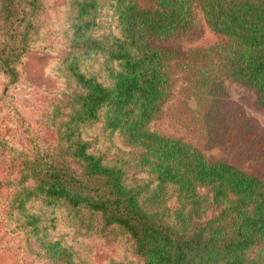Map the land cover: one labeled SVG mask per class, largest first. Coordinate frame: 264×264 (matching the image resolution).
<instances>
[{
    "label": "trees",
    "instance_id": "trees-1",
    "mask_svg": "<svg viewBox=\"0 0 264 264\" xmlns=\"http://www.w3.org/2000/svg\"><path fill=\"white\" fill-rule=\"evenodd\" d=\"M46 2L0 0L8 88L29 51L57 52L42 133L23 149L0 120L10 163L0 220L25 254L96 264L102 247L105 264H264V180L156 127L176 96L205 129L212 115L233 118L226 79L264 108V0H67L59 48ZM200 15L224 40L184 49Z\"/></svg>",
    "mask_w": 264,
    "mask_h": 264
},
{
    "label": "rangeland",
    "instance_id": "rangeland-1",
    "mask_svg": "<svg viewBox=\"0 0 264 264\" xmlns=\"http://www.w3.org/2000/svg\"><path fill=\"white\" fill-rule=\"evenodd\" d=\"M67 0H47L45 16L55 25L53 39L55 47L61 46L60 35L65 28L62 23ZM224 39L212 31L200 15L198 30L179 44L189 47H207ZM57 58L55 48H34L25 57L21 70L23 80L15 88H8L0 75V120L4 127L15 134V140L23 149L29 147L32 135L42 132L36 126L39 113L48 106L49 98L58 90L54 76V60ZM226 107L232 104L234 117L221 120L209 119L210 125L205 129L201 122L186 115V110L177 107V96L165 107L156 127L164 133L181 137L186 142L200 147L208 159L221 160L264 180V108L256 104L253 89L232 80L222 82ZM9 102L12 107L7 105ZM230 102V103H229ZM193 109V102H189ZM15 110L30 124L29 131L15 121ZM197 115V114H196ZM17 116V115H16ZM236 121V122H235ZM193 128V130H191ZM9 157L0 151V202L9 194L8 180ZM3 206L0 204V213ZM1 216V214H0ZM110 252L98 248L93 258L96 264H105ZM0 264H44L25 254L16 234L10 233L0 220Z\"/></svg>",
    "mask_w": 264,
    "mask_h": 264
}]
</instances>
